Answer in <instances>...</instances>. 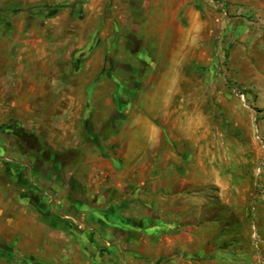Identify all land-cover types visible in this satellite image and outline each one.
Segmentation results:
<instances>
[{
    "label": "rangeland",
    "instance_id": "374dc122",
    "mask_svg": "<svg viewBox=\"0 0 264 264\" xmlns=\"http://www.w3.org/2000/svg\"><path fill=\"white\" fill-rule=\"evenodd\" d=\"M263 16L264 0H0V264H116L111 256L119 250L106 245L101 217L149 235L153 208L170 204L158 175L195 181L187 192H202L208 209L234 200L245 213L240 229L255 263L264 264L257 96L240 97L247 91L230 67L235 48L264 49ZM105 20L106 47L99 41ZM131 21L141 23L140 37L149 35L138 53ZM43 29L50 50L61 54L58 78L43 73L36 53ZM96 47H105L112 72L78 88L92 79L87 62ZM129 80L152 82L156 92L168 87L150 118L154 135L143 144L149 149L140 154L149 169L123 164L125 113L135 109L122 103L130 91L122 83ZM105 82L111 89L102 88ZM67 96L81 102L70 104ZM96 210L99 216L92 215ZM105 254L108 261H100Z\"/></svg>",
    "mask_w": 264,
    "mask_h": 264
},
{
    "label": "crops",
    "instance_id": "0c3cea01",
    "mask_svg": "<svg viewBox=\"0 0 264 264\" xmlns=\"http://www.w3.org/2000/svg\"><path fill=\"white\" fill-rule=\"evenodd\" d=\"M91 7L95 11V9L99 8V2H92ZM143 9L146 10L147 6L144 5ZM147 15H150L149 12L146 13ZM128 19L125 18L123 22L126 24ZM239 21H244V19L237 18L236 23L240 24ZM103 23L105 25L99 35V41H104L106 47V43H110L111 35L109 33L106 34L108 21L105 20ZM261 23L264 24V16L261 19ZM131 25L133 27L131 28L130 37L135 42L132 52L138 53L142 46L146 50L149 39L147 37L148 34L140 37V34L142 35L140 33L141 23L136 22L134 24L131 21ZM137 33L139 34L136 35ZM45 36V30L43 29V48L37 49L36 53H40L39 57L43 56V60L41 61L43 73L48 74L52 72L55 78H58L57 76H60L62 71H60L56 64L60 63L61 54L56 50H50L51 45L46 42ZM105 47H96L88 56L87 70L89 71L88 75L92 79H89L87 82L85 81L78 88L84 89L88 86H94V84L91 85L93 77L102 71L107 73L112 72L110 63H104V58L108 59L105 56ZM42 52L43 55L41 54ZM147 56L151 58L148 53ZM262 56H264V49L257 50L251 47L241 50L235 48L232 52L230 67L232 71L234 70V77L242 89L247 91L246 95L249 98L252 95L257 96L254 109L257 117L260 119L258 131L261 137L264 138V65H262L264 60L261 59ZM120 58L122 59V56ZM54 63L55 67L48 69V66L54 65ZM129 66L128 63H123L121 68L128 70L131 67ZM57 83H59L57 80L49 82V87L55 89L57 88ZM106 83L103 84L102 88L105 89L108 85V89H111L109 84L107 83L106 85ZM60 84L63 85V83ZM122 87L130 90L127 92L129 96L122 103L135 106L131 114L129 109L125 113V117L129 115V120L127 119L128 123L121 134V137L126 136L128 138L126 140L127 148L123 151V164L125 167H129L128 164L132 161L135 162L132 169L138 170L139 168L142 169V167L149 169L150 161L146 159L147 167H145V157H140V154L147 152V149H149L143 144L154 135L153 129H150V118L158 111V106L164 103V100L166 101L168 87H157L158 91L156 92L155 88H152V82L142 85L138 80L123 81ZM160 92L164 97L160 96ZM67 97L71 99L70 104L74 105L81 102L77 96ZM61 99L64 100L65 98L62 97ZM1 104L2 101L0 99ZM140 107L143 111H140ZM138 111L141 113H138ZM132 121L133 124L130 125ZM141 125H145L143 129H141ZM143 139L146 140L143 141ZM132 157L134 158L130 160ZM157 179L159 181L157 184L159 188L168 187L166 196L170 204L166 209H160L158 205L153 208L151 212L152 222L148 229L149 235H145L141 231L142 227L140 230L132 229L120 220L117 224L111 225L107 222L105 216L101 217L103 225L100 227L102 232L106 233L108 239L106 240L107 244H105L109 245V242L114 243L116 245L114 250H119L116 256H111L115 258L116 264H256L257 256L251 251L249 242L245 240L246 233L242 228L240 229L246 218L245 213L235 209L234 200L226 201L229 207H225L224 209H208L206 204H202V202L205 203V200H207V197L203 196L202 192L194 195L195 197H192L187 192L191 187H196L195 181H190L187 177H184L180 181L172 183L169 177L165 181L159 175ZM220 196L221 199L226 196L224 188L220 189ZM224 198L227 199L228 197ZM76 199H80L79 196ZM99 213L100 211L96 210L92 215L99 216ZM105 224L109 225V227ZM113 231L115 234L111 237ZM107 259V254L99 256L100 261H108Z\"/></svg>",
    "mask_w": 264,
    "mask_h": 264
},
{
    "label": "built area",
    "instance_id": "2783aa9c",
    "mask_svg": "<svg viewBox=\"0 0 264 264\" xmlns=\"http://www.w3.org/2000/svg\"><path fill=\"white\" fill-rule=\"evenodd\" d=\"M240 97L245 101L246 100V94L244 92L240 93ZM257 137L261 140L262 143V150L264 153V140L261 138L260 132L257 129ZM259 174L264 175V161L261 164V167L259 168ZM252 238L255 242H259L260 239V234H259V230L258 227L256 226V224H253L252 226Z\"/></svg>",
    "mask_w": 264,
    "mask_h": 264
}]
</instances>
